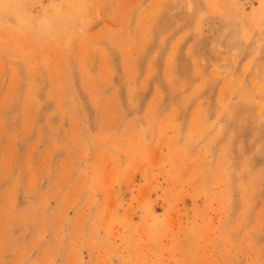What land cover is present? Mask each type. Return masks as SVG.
<instances>
[{"label": "rangeland", "instance_id": "1", "mask_svg": "<svg viewBox=\"0 0 264 264\" xmlns=\"http://www.w3.org/2000/svg\"><path fill=\"white\" fill-rule=\"evenodd\" d=\"M0 264H264V0H0Z\"/></svg>", "mask_w": 264, "mask_h": 264}, {"label": "bare ground", "instance_id": "2", "mask_svg": "<svg viewBox=\"0 0 264 264\" xmlns=\"http://www.w3.org/2000/svg\"><path fill=\"white\" fill-rule=\"evenodd\" d=\"M51 6V5H50ZM183 103V102H182Z\"/></svg>", "mask_w": 264, "mask_h": 264}]
</instances>
